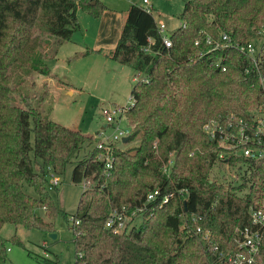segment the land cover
Segmentation results:
<instances>
[{
    "label": "trees",
    "instance_id": "1",
    "mask_svg": "<svg viewBox=\"0 0 264 264\" xmlns=\"http://www.w3.org/2000/svg\"><path fill=\"white\" fill-rule=\"evenodd\" d=\"M105 8L99 0H0V229L11 223L47 233L57 215L67 220L48 194L47 176L49 171L61 175L72 151L90 143L92 136L42 113L47 82L38 92L31 80L27 91L18 73L52 75L47 61L81 31L77 10L97 19ZM178 17L184 25L170 34L171 45L165 47L153 11L131 3L115 46L84 51L102 53L145 77L135 80L133 103L124 113L132 127L126 142L141 132L139 143L125 149L114 142L105 148L95 145L72 169L71 180L84 183L70 215L78 221L71 223L75 264H222L204 252L188 227L209 229L213 241L226 248L235 244L236 228L250 223V206H258L264 157L231 159L245 165L238 185L211 179L215 143L202 125L225 113L247 117L264 102L258 76L264 74V59L256 68L236 47L212 49L213 43L205 41L207 36L220 40L224 33L233 43L246 44L264 24V0H185ZM37 93L34 104L30 99ZM101 153L112 157L107 171L105 160L98 158ZM171 153L166 175L162 164ZM22 183L36 196L26 193ZM246 186L248 192L239 195ZM155 189L160 194L147 202V193ZM140 206L139 220L129 232L113 234L104 226L113 208L130 213ZM11 239L23 246L16 235ZM6 250L0 235V264H13ZM38 260L58 264L57 255Z\"/></svg>",
    "mask_w": 264,
    "mask_h": 264
},
{
    "label": "rangeland",
    "instance_id": "2",
    "mask_svg": "<svg viewBox=\"0 0 264 264\" xmlns=\"http://www.w3.org/2000/svg\"><path fill=\"white\" fill-rule=\"evenodd\" d=\"M133 3L141 5V0H133ZM182 5L183 0H156L155 2L153 15L156 20L159 17L164 19L169 27V34L180 22L178 15L182 10ZM77 17L81 31L74 33L70 41L59 45L53 59L47 61L52 75L44 76L37 73L26 75L19 72L18 76H23L22 86L27 91L30 90L29 81H34L38 92L41 90L40 85L46 81L49 97L40 103L42 113L47 114L50 119L62 126L78 129L92 136V139L87 145L84 144L80 149L72 151L65 171L59 175L58 184L48 188L51 200L67 214V220L62 215H57L53 219L54 229L51 232L56 233L55 239H51L48 232L28 229L21 225L5 223L1 227L0 235L5 240V246L9 248L6 250L7 256L13 264H41L38 260L41 256L54 258L55 255L58 256V264H75L70 215L75 212L84 187L83 183H74L71 180L72 169L76 161L82 158L89 149L98 142L107 141L106 139L111 137L114 131V127L105 121L102 108L129 104L132 101L131 89L135 80L145 77L144 73L135 72L129 66L120 64L102 53L92 51L84 54L86 49H93L98 26L95 23L96 19L82 9L78 10ZM114 66H122L123 72L114 71ZM133 77L135 78L132 79ZM39 94L37 93L30 99L32 103H36ZM104 124H107L106 127L100 129ZM126 125L124 118L120 127ZM96 131L99 133L95 134ZM140 138L141 132H138L131 141L115 140L114 144L124 149L131 148L139 143ZM34 167L37 166L34 165ZM244 172V165L237 168L214 167L210 178L217 182L225 184L230 182L232 185H238L241 183ZM51 174L53 172L49 171L48 179ZM22 189L36 196L33 188L26 183H22ZM247 192V186L237 191L239 195ZM36 212L46 220L43 210L38 209ZM13 235L22 241L23 246L11 239Z\"/></svg>",
    "mask_w": 264,
    "mask_h": 264
},
{
    "label": "built area",
    "instance_id": "3",
    "mask_svg": "<svg viewBox=\"0 0 264 264\" xmlns=\"http://www.w3.org/2000/svg\"><path fill=\"white\" fill-rule=\"evenodd\" d=\"M141 6L146 11H153L150 0H141ZM157 29L161 36L162 43L165 47L171 45L170 34L163 20H156ZM184 25V23H181ZM207 43H213L212 49L227 48L230 46L236 49L250 59L257 68L264 59V24L256 29L246 44L238 45L233 43L226 34H221V39H211L206 37ZM198 41H196L197 43ZM220 64V60L214 63L215 66ZM225 67H222L224 70ZM259 83L264 95V74L259 73ZM133 100L124 106L113 105L112 107L102 108V114L105 121L114 127L111 137L107 141L98 142V148H105L108 142L121 140L127 137L132 128L128 125L120 127V123L124 120L125 111L131 106ZM107 125V124H106ZM204 134L215 143L216 162L221 163L225 168L239 167L243 163H231L234 157H241L247 160H258L264 157V102L260 106L251 109L247 113V117L238 116L235 113H225L216 117L207 119L202 125ZM98 158L104 159V167L107 171L112 166V157L106 154H99ZM222 162H219L221 161ZM173 163V153L166 162L162 164V171L169 175L170 167ZM216 164V167H218ZM245 166V165H244ZM59 182V176L51 174L48 179V187H54ZM84 186V183H83ZM185 190H179L180 194H184ZM160 194L159 189L151 190L147 193L146 201L153 200ZM173 196V193L164 194L161 203H165ZM258 206L251 205L248 211L250 223L244 227L236 228L235 244L226 248H220L213 241V235L209 229L203 230L200 225L194 228L188 227L187 232L198 237L204 252L215 256L217 262L222 264H264V184L262 185L261 194L259 195ZM144 206L127 212L125 209L113 208L104 222V226L113 234L127 233L131 230L134 223L139 220L140 214ZM196 221L194 215L191 216ZM198 219V218H197ZM73 224L78 223L77 219L70 217ZM9 248H7L8 250Z\"/></svg>",
    "mask_w": 264,
    "mask_h": 264
},
{
    "label": "crops",
    "instance_id": "4",
    "mask_svg": "<svg viewBox=\"0 0 264 264\" xmlns=\"http://www.w3.org/2000/svg\"><path fill=\"white\" fill-rule=\"evenodd\" d=\"M99 1H101V3L106 6V8L101 13V15L95 20V23H97L96 26L98 27L96 29V33L94 36L93 49H98V48L110 49L113 48L117 42L123 15L126 9L128 8V6L131 3H133V0H99ZM184 1L185 0H183V3ZM150 2L154 10L156 0H150ZM78 10H77V14H78ZM158 19L164 21L162 17H159ZM179 25L180 22L177 25V27ZM166 27L169 28L167 25ZM171 28L173 29V27ZM114 71L118 73L119 72L122 73L123 68L122 66H114ZM135 77H133L132 79H134ZM70 91L72 92V88H70Z\"/></svg>",
    "mask_w": 264,
    "mask_h": 264
},
{
    "label": "water",
    "instance_id": "5",
    "mask_svg": "<svg viewBox=\"0 0 264 264\" xmlns=\"http://www.w3.org/2000/svg\"><path fill=\"white\" fill-rule=\"evenodd\" d=\"M93 3H94V2H93ZM105 127H106V125L104 124V125L101 126L100 129H104ZM98 133H99V131H96V132H95V134H98ZM126 139H127V137H123V138H122V141L125 142ZM48 236H49L51 239H55L57 235H56V233H54V232H48Z\"/></svg>",
    "mask_w": 264,
    "mask_h": 264
}]
</instances>
